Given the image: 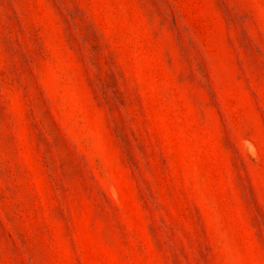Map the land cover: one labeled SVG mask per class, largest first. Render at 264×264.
I'll return each instance as SVG.
<instances>
[{
  "label": "rangeland",
  "instance_id": "1",
  "mask_svg": "<svg viewBox=\"0 0 264 264\" xmlns=\"http://www.w3.org/2000/svg\"><path fill=\"white\" fill-rule=\"evenodd\" d=\"M0 264H264V0H0Z\"/></svg>",
  "mask_w": 264,
  "mask_h": 264
}]
</instances>
